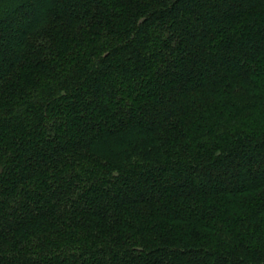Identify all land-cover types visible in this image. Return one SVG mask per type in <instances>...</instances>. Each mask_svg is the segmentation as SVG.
<instances>
[{"label": "trees", "instance_id": "16d2710c", "mask_svg": "<svg viewBox=\"0 0 264 264\" xmlns=\"http://www.w3.org/2000/svg\"><path fill=\"white\" fill-rule=\"evenodd\" d=\"M0 264H264V0H0Z\"/></svg>", "mask_w": 264, "mask_h": 264}]
</instances>
